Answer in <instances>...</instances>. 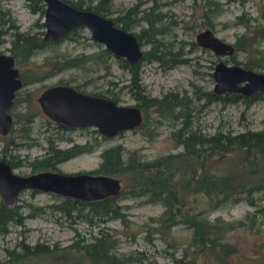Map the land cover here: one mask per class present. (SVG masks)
<instances>
[{"label": "trees", "instance_id": "obj_1", "mask_svg": "<svg viewBox=\"0 0 264 264\" xmlns=\"http://www.w3.org/2000/svg\"><path fill=\"white\" fill-rule=\"evenodd\" d=\"M31 13L43 14L42 0H24ZM75 9L90 10L100 16L109 17L113 25L124 31H131L142 50L141 60L130 64L122 58L113 57L102 46L95 52L76 56L54 55L48 64V71L52 74L67 69H81L92 73L108 69V59L114 60L117 67L126 75V83L117 92L111 90L106 94H92L103 96L118 103V94L126 93L142 114V120L135 128L143 125V118L147 110L158 117L178 121V128L170 133L175 147L173 153L161 155L152 160H142L135 153L128 152L123 156L119 145L107 148L102 153L99 172L119 180V190L115 195L96 200H79L67 196L52 194L56 200L48 205L34 206V213H24L23 207L29 204H16L17 196L12 204L6 205L0 199V235L8 232L9 227H21L22 220L49 209L57 212L65 219L73 222L82 220L87 226L93 227L107 219H115L124 224L125 208L120 204L126 199L140 198L144 204H156L159 213L144 224L145 231L155 234L162 239L171 250L168 258L171 264H229L237 257L236 233H248L260 240L259 254L253 257L264 261V221L260 219L262 212L257 204L256 194L264 193V128L259 130H245L237 133L216 130L210 134L201 133L190 126L194 112L199 106L219 102L225 104L242 103L245 107L256 100L264 99V92H255L247 96L238 93L215 94L211 90L201 91L192 89L191 97L167 92L159 98L146 94L140 83V63L156 62L158 66L170 68L182 64L187 58L181 52L180 42L165 40L163 33L167 32L165 18L161 13V5L169 4V0H150L149 5L138 8V5L128 7L115 17L109 16L115 12L112 0H61ZM195 1V0H192ZM244 0H239L242 3ZM216 2L206 1V12H202V25L206 14L212 12ZM204 8V9H205ZM211 20V16L207 17ZM235 23L246 27L250 20L247 16L237 15ZM6 23V28L3 25ZM164 23V24H163ZM204 23V24H203ZM8 24V25H7ZM175 25L176 22L170 21ZM210 27V24L207 23ZM206 24V25H207ZM205 25V26H206ZM170 26V25H169ZM38 27H43L41 22ZM138 27L137 31L133 28ZM82 27H74L62 36V39L78 41ZM166 29V30H165ZM8 35L9 52L13 58L25 60L35 51L50 46L51 43L42 41L39 34L19 32L7 12L0 10V43ZM264 34H257L248 38L238 37L234 42L235 52L243 53L244 60L237 61L233 56L223 60H230L233 64L245 69L257 71L264 68V52L259 43ZM189 51L198 48L190 42ZM19 76V75H18ZM21 86L26 83L21 77ZM33 81V79L31 80ZM58 84L68 85V82ZM115 87L114 83L108 82ZM76 91L82 92L78 84L71 85ZM13 93L14 101H25V97ZM201 101L198 107L196 102ZM23 117L21 119V117ZM10 115L11 124H17L14 136L3 139L0 160L8 163L9 167H18L25 163L30 173L48 170L53 167L52 160L65 159L79 150H57L52 141L46 138L45 155L39 159L24 161L9 154L8 148L17 146H31L35 143L30 137V122L34 113ZM58 131L70 130L59 123L46 119ZM191 127V128H190ZM11 126L9 132L11 131ZM92 131L95 132L93 129ZM143 133V132H142ZM101 139L107 137L101 136ZM36 144V143H35ZM78 147L77 149H80ZM81 152V151H80ZM8 153V154H7ZM130 176L131 182L124 179ZM34 194L35 190H29ZM236 204H244L252 210L244 212L241 218L225 220L219 216L209 218L208 215L216 210ZM181 225L188 231L184 242L178 243L171 239L170 231ZM148 238V237H145ZM118 238L116 231L105 227H98L94 234L88 236L74 232L73 240L64 246L46 245L42 243L26 244L22 239L13 243L10 248L3 247V258L0 264H156L147 260L143 251L132 250L127 253L117 252ZM179 250L175 254L174 250ZM46 261V263L44 262Z\"/></svg>", "mask_w": 264, "mask_h": 264}, {"label": "rangeland", "instance_id": "obj_2", "mask_svg": "<svg viewBox=\"0 0 264 264\" xmlns=\"http://www.w3.org/2000/svg\"><path fill=\"white\" fill-rule=\"evenodd\" d=\"M149 1L112 0V7L115 8L112 15L115 17L121 11L133 5L143 8L149 5ZM162 1L160 0V2ZM206 1L217 3L211 14L207 13L206 16H211L210 28L214 30V36L232 45L233 51L228 56H215L194 42L195 34L207 27L204 23L202 25L201 20L202 12L207 10L204 7ZM169 2V4L161 5L159 8L161 13L166 15L164 23L169 21L166 23V29L168 27L169 29L163 33V37L165 40L179 41L182 46L180 53H185L183 55L187 58V61L166 69L158 66L156 62H141L139 67L140 83L150 97L159 98L161 95L171 92L190 98L192 89L195 87L201 91L211 90L213 85L211 72L218 60L223 62V60L233 56L239 62L245 58L243 53L235 52V39L264 34V0H244L242 3L239 0H169ZM0 10L10 15L19 32L39 34V37H41L43 27L38 26L42 22V16L39 17L37 13H31L24 0H0ZM237 15L247 16L250 19L246 27L235 23ZM170 21L176 22V24H170ZM3 28H6V23ZM137 29L138 27L133 28L134 31H137ZM7 38L8 35L6 38L4 36L3 41L0 43V52L3 54L10 53ZM190 42L195 43L198 48L189 51ZM147 47L145 45L141 47V50ZM259 48L264 52V39L260 41ZM98 49L99 46L90 39L88 32L82 28L80 38L76 42L61 39L56 44L52 43L44 49L35 51L25 60L19 57L15 58L14 67L18 71L19 77L26 82L18 89V94L23 95L22 97L27 100L20 102L12 100L8 113L9 115H26V113L31 112L35 114L29 127L30 137L34 138L36 144L34 143L28 147H10L8 148L9 154L17 156L25 162L39 159L45 155L46 138L51 140L52 145L58 149L68 148L71 144L82 145L94 141L98 143V146L92 151L82 152L56 165L61 172L70 173L95 168L99 163V153L115 145L121 147L123 156H127L128 152H132L145 161L173 153L179 149L178 146L175 147L170 138V133L179 126L178 121L160 118L156 113L149 110L145 112L142 127L118 132L112 137H107V139H101L100 134L92 131V128L89 127L58 131L53 128L52 124L46 123L47 118L40 112L35 100L44 88L58 84L61 81L68 82L70 86L78 84L80 90L85 94L105 95L108 90L117 92L119 87L126 83L127 75L117 67L112 59H108L106 73L103 69L90 73L76 68L67 69L56 74L48 71V64L53 61L56 54L62 56L86 55ZM226 64L233 63L228 60ZM256 72L264 73V68L258 69ZM32 79L33 81H31ZM107 81L114 83L115 87L111 88ZM117 96L118 104H134V101L126 93L121 92ZM200 103L201 101H198L195 105L198 107ZM198 108L199 111L194 112L192 115L190 126L204 134H210L216 130L237 133L264 128V99L256 100L247 107L242 103L221 106L219 102H214ZM11 128V131H8L2 137L14 136L18 123L11 124ZM3 139L0 138V153ZM14 172L25 175L30 172V168L23 163L15 167ZM124 180L131 182L129 175ZM256 197L257 204L262 210L259 213L261 215L260 219L264 221V193H258ZM17 198L19 201H15L16 204L32 205V207L22 206L24 213H34L31 210L34 206L48 205L56 200L50 193L35 192L31 194L30 191L21 192ZM120 204L126 206L124 224L115 219H107L101 223H96L93 227H89L82 220L70 222L57 212H52L49 209H45L44 212L32 217L24 218L21 227L11 226L8 232L0 235V259L4 256L2 248H10L15 241L20 239L29 245L42 243L49 246H64L73 240L74 232L87 237L89 232L94 234L98 227H105L108 230L116 231L118 238L117 252L127 253L132 250H140L145 253L147 260H153L156 264H171L168 253L173 249L166 245L165 239L163 241L155 234H148L145 231L144 224L148 223L150 218L156 217L160 207L156 204H144L140 198L126 199ZM250 210L252 209L244 204H236L216 210L210 213L208 217L219 216L225 220L239 219L244 212ZM170 236L171 239L181 243L187 238L188 231L181 225L175 226L170 231ZM234 240L238 244V254L233 259V263L229 262V264H264V261L260 258L253 257L256 251H258V254L260 253V240L258 238L240 232L234 234ZM174 252L178 254L179 250H174ZM44 262L46 263V261Z\"/></svg>", "mask_w": 264, "mask_h": 264}, {"label": "water", "instance_id": "obj_3", "mask_svg": "<svg viewBox=\"0 0 264 264\" xmlns=\"http://www.w3.org/2000/svg\"><path fill=\"white\" fill-rule=\"evenodd\" d=\"M44 9L43 40L61 38L74 27L84 28L91 40L100 44L113 57L130 64L141 60L142 50L135 35L113 25L109 17L90 10L75 9L61 0H42ZM194 42L218 57L232 53L230 43L219 40L208 29L197 32ZM215 94L238 93L243 96L264 92V73L245 69L240 65L226 64L218 60L211 72ZM18 71L12 57L0 53V135L11 126L7 112L13 93L20 87ZM41 113L50 121L68 128H92L101 136L112 137L118 132L135 128L141 121L139 109L134 105H121L112 100L84 94L68 85H53L43 89L36 97ZM22 189H36L79 200H96L115 195L119 180L110 176L87 174L67 175L59 172L40 171L29 175H17L0 160V199L12 204Z\"/></svg>", "mask_w": 264, "mask_h": 264}, {"label": "flooded vegetation", "instance_id": "obj_4", "mask_svg": "<svg viewBox=\"0 0 264 264\" xmlns=\"http://www.w3.org/2000/svg\"><path fill=\"white\" fill-rule=\"evenodd\" d=\"M43 3V2H42ZM44 6V5H43ZM139 8V7H138ZM113 10L115 9V8H112ZM204 12H206V10H204ZM113 16V15H112ZM114 17V16H113ZM207 17L208 16H206V18H205V23L207 24V23H209L210 24V27H211V20L210 19H208V21H207ZM207 27H204L202 30H204V29H208L212 34H214V30L213 29H211L209 26H208V24L206 25ZM43 30H44V25H43ZM201 31V30H200ZM129 32H131V31H129ZM27 34H33V33H27ZM197 34V33H196ZM42 36H43V32H42V35H41V40L42 41H45V42H49V43H57L59 40H61L62 39V37L61 38H59V39H57V40H53V41H47V40H43L42 39ZM8 52V51H7ZM1 53V52H0ZM9 53V52H8ZM7 55H9V56H11L10 55V53L9 54H7ZM12 57V62H13V67H14V63H15V59L13 58V56H11ZM16 68V67H15ZM19 77V76H18ZM20 79V78H19ZM20 82H21V80H20ZM53 85H64V84H53ZM53 85H50V86H53ZM68 86H70V85H68ZM20 87H21V85H20ZM19 87V88H20ZM49 87V86H48ZM18 88V89H19ZM17 89V90H18ZM45 89V88H44ZM74 89V88H73ZM16 90V91H17ZM79 92V91H78ZM81 93H83V92H81ZM85 94V93H84ZM90 95V94H89ZM100 97H103V96H100ZM106 98V97H105ZM12 100H13V98H12ZM11 100V103L13 102ZM10 107H11V105H10ZM9 107V108H10ZM9 108H8V110H9ZM8 110H7V112H8ZM41 112V111H40ZM140 114H141V112H140ZM141 120H142V115H141ZM50 121V120H49ZM52 122V121H51ZM141 122V121H140ZM72 129V128H71ZM133 129H135V128H133ZM93 130V129H92ZM132 130V129H131ZM98 146V143H96L95 141L94 142H88V143H84V144H82V145H77V144H71L68 148H65V149H59V150H68V149H70V150H72V151H77V150H79V152L77 153V154H80V153H82V152H86V151H92L93 149H95L96 147ZM54 147V146H53ZM78 147H81L80 149H77ZM47 148V147H46ZM46 148H45V150H46ZM55 148V147H54ZM55 149H57L58 150V148H55ZM81 151V152H80ZM102 152V151H101ZM99 153V163L97 164V166L95 167V168H93V169H91V170H86V171H78V172H70V173H64V172H61L60 170H58L57 169V167H56V165H58L59 163H61V162H64V161H66V160H69L70 158H72V157H75V155H77L76 153L75 154H73V155H71V156H69V157H67V158H65V159H61V158H57V159H54V160H52V163H53V167L51 168V169H48V170H43V171H52V172H59V173H63V174H67V175H75V174H87V175H91V176H96V175H102V176H108V175H106V174H103V173H100L99 172V169H98V167H99V164L101 163V161H102V153ZM100 154H101V156H100ZM2 162H4L3 160H1ZM7 166H8V168L10 169V171L12 172V173H14V174H16L15 172H14V168L15 167H12V168H10L9 167V165H8V163H6V162H4ZM38 172H40V171H38ZM34 173H36V172H34ZM29 174H32V173H27V174H25V175H29ZM17 175H20V174H17ZM22 176H24V175H22ZM111 177V176H110ZM113 178H115V177H113ZM29 190H32V189H22V190H19L18 192H17V194L15 195V196H18L21 192H23V191H29ZM33 190H35L36 192H43V191H39V190H36V189H33ZM46 193H50V192H46ZM50 194H53V193H50ZM55 195H57V194H55ZM57 196H60V195H57ZM106 196H112V195H106Z\"/></svg>", "mask_w": 264, "mask_h": 264}]
</instances>
